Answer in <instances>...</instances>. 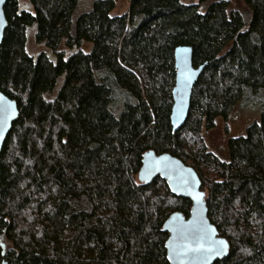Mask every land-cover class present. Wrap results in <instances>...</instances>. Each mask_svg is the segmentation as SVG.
<instances>
[{
  "label": "trees",
  "instance_id": "trees-1",
  "mask_svg": "<svg viewBox=\"0 0 264 264\" xmlns=\"http://www.w3.org/2000/svg\"><path fill=\"white\" fill-rule=\"evenodd\" d=\"M242 1L249 17L224 1L200 12L130 0L112 16L113 0L87 11L81 0H6L0 91L19 114L0 152V264H169L163 224L174 212L188 217L191 204L160 178L137 182L146 151L196 172L229 246L213 264H264V100L226 159L203 137L239 101L264 98V0ZM29 31L54 60L28 54ZM179 46L204 68L173 132Z\"/></svg>",
  "mask_w": 264,
  "mask_h": 264
},
{
  "label": "water",
  "instance_id": "water-1",
  "mask_svg": "<svg viewBox=\"0 0 264 264\" xmlns=\"http://www.w3.org/2000/svg\"><path fill=\"white\" fill-rule=\"evenodd\" d=\"M5 2L6 0H0V45L7 25L4 15ZM178 49H186L187 51L178 53ZM192 55V49L188 46H179L173 52L175 76L171 90L172 106L169 117L173 132L178 131L187 118L193 86L204 68V65L193 66ZM18 114L16 101L0 91V152L12 124L18 118ZM181 177H186L193 182L190 189L180 187ZM136 178L140 184H149L155 178H160L165 182L173 196L187 199L191 204L188 217H184L179 212H174L167 217L163 224L162 229L168 235L165 241V251L169 264H213L227 256L228 243L218 235L216 228L208 219L206 194L201 190L200 180L190 166L185 165L170 154H156L153 151H146L142 155L141 166ZM196 193H202V198L195 199ZM197 228H203L213 240H224L226 245L223 252L206 260L196 253H192L186 258L175 255L172 242L177 238L176 230L182 229L185 232H192ZM2 264L6 263L2 261Z\"/></svg>",
  "mask_w": 264,
  "mask_h": 264
},
{
  "label": "rangeland",
  "instance_id": "rangeland-1",
  "mask_svg": "<svg viewBox=\"0 0 264 264\" xmlns=\"http://www.w3.org/2000/svg\"><path fill=\"white\" fill-rule=\"evenodd\" d=\"M95 0H81L80 8L89 10L92 2ZM115 7L112 16H122L128 12L130 0H113ZM224 1L228 3V9L238 11L245 17H249L250 13L242 0H180L184 5H198L200 12H203L208 4L212 2ZM24 3V0H23ZM89 49V46L87 47ZM26 50L30 55H36L39 52H45L46 55L53 59L50 50L42 45L35 43L32 31H29ZM71 50H69L70 52ZM262 102L264 100L261 95H249L244 100L239 101L232 110L228 120L221 118L215 120L214 128L203 132L204 143L209 152L215 154L221 160L227 157V143L231 138L239 137L245 134L246 128L254 121L258 120L260 114V103L255 105V101ZM253 103V105L248 104ZM210 171V170H209ZM207 194V193H206Z\"/></svg>",
  "mask_w": 264,
  "mask_h": 264
},
{
  "label": "snow or ice",
  "instance_id": "snow-or-ice-1",
  "mask_svg": "<svg viewBox=\"0 0 264 264\" xmlns=\"http://www.w3.org/2000/svg\"><path fill=\"white\" fill-rule=\"evenodd\" d=\"M187 51L178 49L177 52ZM193 182L186 177L180 178V187L190 189ZM202 193H196L195 199L202 198ZM177 238L172 242L173 252L178 257L186 258L192 253H196L203 259H208L213 255H219L224 250L226 242L224 240H213L203 228H197L192 232H185L182 229L176 230Z\"/></svg>",
  "mask_w": 264,
  "mask_h": 264
}]
</instances>
